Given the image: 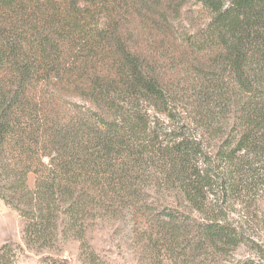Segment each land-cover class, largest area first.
<instances>
[{
  "label": "trees",
  "instance_id": "obj_1",
  "mask_svg": "<svg viewBox=\"0 0 264 264\" xmlns=\"http://www.w3.org/2000/svg\"><path fill=\"white\" fill-rule=\"evenodd\" d=\"M192 3L208 13L194 33ZM263 160L264 0H0V199L26 247L83 239L152 186L200 214L202 239L237 247L231 208L264 186Z\"/></svg>",
  "mask_w": 264,
  "mask_h": 264
},
{
  "label": "rangeland",
  "instance_id": "obj_2",
  "mask_svg": "<svg viewBox=\"0 0 264 264\" xmlns=\"http://www.w3.org/2000/svg\"><path fill=\"white\" fill-rule=\"evenodd\" d=\"M207 22L208 13L201 4L192 3L185 9L182 25L186 30L194 33ZM258 166L264 178V160ZM34 179L31 174L33 186ZM259 188L245 203L239 199L231 208V219L242 223L245 234V240L234 248L216 247L202 239L194 227L202 219L200 214L189 215L187 203L154 186L138 195L132 207L123 205L115 215L87 222L83 239L70 236L54 249L38 252L24 245L22 216L0 199V248L8 243L17 247L19 264H52L47 257L65 264H243L254 253L264 256V186ZM170 213L183 225L176 236L166 235L159 227L161 221L170 219Z\"/></svg>",
  "mask_w": 264,
  "mask_h": 264
}]
</instances>
